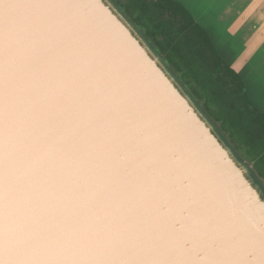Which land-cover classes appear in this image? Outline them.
<instances>
[{"label":"water","instance_id":"water-1","mask_svg":"<svg viewBox=\"0 0 264 264\" xmlns=\"http://www.w3.org/2000/svg\"><path fill=\"white\" fill-rule=\"evenodd\" d=\"M84 1L88 3L84 17L74 11L71 22L63 21L70 27L62 32L32 29L25 33L30 29L26 27L30 19L21 6L7 18L1 17L0 8V264H118L136 255L142 258L133 264L159 263L161 259L173 261L175 252L183 255L179 264H264V179L254 161L244 150L235 147L221 123L207 111L205 101H200L183 80L182 73L117 0ZM92 32L104 36L106 42L116 33H123L125 40L110 44L116 56H103L105 67L100 72L105 78L88 88L73 77H65V73L69 58L79 54L78 44L93 39ZM30 33L31 42H37L30 54H44L43 44L49 52L45 53L48 66L44 57L28 59L34 68L31 72L34 78L29 83L32 90L18 88L23 80L20 71L14 80H7L16 71L12 60L19 62L24 73L23 53ZM65 43L66 51L62 49ZM21 47L24 49L19 50ZM10 55L16 57L10 59ZM79 77L82 81L89 79L85 72L79 73ZM61 78L73 86L70 94L66 87L61 90ZM118 83L122 87L124 83L130 85L139 99L145 96L150 100L154 112L147 114L163 119L152 127L161 123L175 125L170 133L178 139L177 149L183 151L182 168L194 164L187 149L203 146L212 156L202 168L215 175L216 187L205 193L203 211L194 206L190 211L191 207L187 206L196 196L190 189L180 192L181 183L159 174L155 178L143 175L142 178L150 181L144 184L148 188L127 197L121 194V203L115 202L116 194L95 181L75 182L77 177L82 179L83 173L87 174L85 171L73 173L74 177L64 175L70 164L69 157H60V151L65 150L61 146L77 151L76 158L84 162L94 161L80 157L89 150L118 152L120 158L123 153L116 149L148 151L142 138L147 132L144 121L139 120V127L133 122L126 124L130 134L119 126L123 123L120 114L114 113ZM110 86L108 94L99 95L96 91ZM149 89V95L145 94ZM55 99L66 100L68 106L81 99L86 102V106L78 107L80 114L87 110L86 117L76 123L78 126L71 127L69 121L61 120V127L71 128L64 134L59 133L55 122L46 126V106ZM161 102L166 110L159 108ZM72 129L92 131L94 138L86 137L88 143L82 139L75 141L78 136ZM44 135L63 142L58 143V148L56 142L46 141ZM125 138L136 141L125 145L122 142ZM101 154L105 153L102 151L97 158ZM49 160L53 163L48 164ZM119 161L108 160L105 166ZM144 161L129 160L127 165L132 166V172L143 170L149 166ZM54 164L56 171H50ZM115 166L121 173L126 172L127 180L130 174L125 169L128 168ZM69 178L73 179L71 189L64 186ZM165 198L175 199L177 207ZM146 201L164 205L151 208ZM159 212L170 213L174 219L158 218ZM136 219L141 220L138 224H142L139 228L142 238L131 235L137 229ZM177 221L182 225L180 231L176 228ZM193 226L203 227L208 236L192 231ZM198 248L201 252L196 255Z\"/></svg>","mask_w":264,"mask_h":264},{"label":"bare ground","instance_id":"bare-ground-1","mask_svg":"<svg viewBox=\"0 0 264 264\" xmlns=\"http://www.w3.org/2000/svg\"><path fill=\"white\" fill-rule=\"evenodd\" d=\"M80 1L81 0H8V3L17 5V7L6 10L2 5L0 7L3 10V12L1 13V17L2 18L10 17L12 12L18 11L21 6V9L24 11V14H27V16L30 19L29 22L26 24V27L30 29L24 31L25 33L31 32L32 29H36V30L42 29L43 31H48V32H51L53 30L61 31V30H64L65 27H70V25L66 24L63 21L71 22L72 19L74 18V14H73L74 11H77L81 17H84L86 10H87L86 7L88 3L83 0L84 3L81 4ZM71 7H72L71 11H68L69 8ZM53 13L55 14V16ZM56 20L61 25V29L59 28ZM92 33L93 34H91V37H93V39H90L88 43L78 44L79 54L75 55L74 57L69 58L70 65L65 73V77H73L76 80H78L80 83L86 84L88 88L94 87L95 85L100 83L99 79L104 80L105 77H103V74H101L100 72L105 67V60L103 56H107V55H111L113 57L116 56V54L111 49L110 44L112 43L116 44L117 40H121V41L125 40L123 33L113 34L107 42L105 41L104 36L98 35L94 32ZM30 39H31V33H30V36H26V41L28 42V44L26 45V49L23 53L24 59L22 61L23 62L22 65L24 66V73L22 69L18 66L19 62L17 61V64H16L15 63L16 60H12V62L15 64L16 71L14 75L12 76V78L7 79V80L8 81L14 80L20 71V73H22L23 75V80L21 84L18 86V88L25 87V88L32 90L33 86L29 85V83L33 81L34 77H32L31 72L34 70V68H33V62H31V60H28V59L35 60V59L44 57L46 66H48V59L45 57L46 56L45 53H49V52L47 51L48 50L47 46L43 44L41 47H43L44 54L31 55L29 50L34 45H36L37 42L32 43ZM22 49L24 48L21 47L19 50H22ZM62 49L64 51L67 50L66 43L62 47ZM18 56L19 55L17 54V57ZM15 57H16L15 55H10L9 58L13 59ZM51 67L56 68L55 66H51ZM81 72H85L86 75L89 76V79L82 81L81 77H79V73ZM93 73L95 77H93L92 75ZM60 82L61 83L59 84L61 86V90L66 87V90L70 89V92H69L70 94L73 90V86L65 78H61ZM8 85H5L7 89H12V86L8 87ZM13 88H17V87H13ZM109 88H111V86L108 88H105L104 90H96V91L97 93H100L99 95L108 94V92L110 91L108 90ZM149 91L150 89L147 90L145 94L149 95ZM115 92L118 96V99L116 100V106L114 108V113H119L120 119L123 122L119 126L126 133L130 134L129 130L125 126L126 124H131L133 122L134 125L139 127V120L144 121L147 132L142 136V138H144L145 140V146H147L148 151H139L140 149L138 150L116 149L123 153V156L120 158V155H118V152L107 153L102 149H97L95 153H92L90 152L91 150H89L86 154H81L80 157L83 159H86L85 158L86 156L90 159H94V161L84 162L76 158L77 151L72 150V149H66L65 146H61L60 149H65V150L60 151L61 152L60 157L62 158L69 157L68 163L70 164V166H66L67 171L64 175H66V177H74L73 173L85 171L89 175V178H86V176L88 175L83 173V176H81L83 178L81 179L77 177L75 179V182L79 181V182L88 183V182L95 181L94 183H98L102 186H105L107 189H110L109 191L111 193L116 194L115 202L121 203L123 202V200L120 198L121 194H125L127 197L131 195H135L136 190H144L148 188L149 185H144V184L150 183V181L148 179L142 178L143 175H148V176H152L155 178L156 175L159 174L160 176H163L167 180L175 179L177 180L176 183H181L180 192H186L190 189L196 196L194 197V200L192 203H190V200L188 201L187 206L189 204L188 207H191L190 211H192L193 209L192 206L196 207V209H198L200 212L203 211L204 210L203 201H204L205 196L207 195L205 193L211 190L212 188L216 187L215 175H212V173L209 170H205L204 168H202L203 165L205 164L206 159L212 156L207 153L206 149H203V146L199 149H187L192 153L191 158L194 164L190 166V168H182V164L180 163L183 159V151H181V149H177L178 139L172 136L173 133L172 134L170 133V128L175 127V125L172 124L171 127H169L167 125H162L161 123V124H158L156 127H152L151 125L163 122V119L148 115L147 112H154L153 110H151L152 105H151L150 100L149 99L146 100L145 96H141V98L139 99L135 94V90H133L131 86L128 85L127 83H124L123 87L121 86L120 83H118L117 86L115 87ZM64 95H67V94L64 92ZM86 98L88 101L92 100V97H86ZM80 106H86V102L84 101V99L79 100L72 106H68L66 104V100L64 101H62L61 99L51 100L49 104H47L46 106L48 108V112L44 114V118L45 119L47 118L46 126H53V122H55V125L58 128V131L60 134L69 132L71 128L61 127V120L69 121V123L72 124L71 127L78 126V124L76 123L80 119L85 118L86 117L85 114H87V110L85 113L80 114L78 110V107ZM159 108L166 110L167 107L161 102L159 104ZM77 115L79 116V118H77ZM74 133L76 136H78L77 139L74 138L75 141L82 139L83 141L87 143L89 141V138H86V137L88 136L92 137V134H94L92 133V131L84 133V131H76V130H74ZM78 133H82V135L81 134L78 135ZM102 133H104V131H102ZM44 137L46 138L45 139L46 141H48L49 139V140L56 142L54 138H48V135H44ZM135 141L129 140L127 138L122 140V142L125 145H128V143L135 142ZM62 142L63 141L56 142L58 148L60 146L58 143L61 144ZM53 147H49V148H53ZM25 149H28V147ZM102 151L105 154H101L97 158V155L100 154ZM141 156L143 159L146 160L144 162L149 164V166L144 168L143 170L133 169V172H132L130 170L132 166L129 168V166L127 165V162H129V160L133 161L134 159L137 161L138 159L143 161ZM108 160H113V161L120 160V161L114 162L110 164L109 166H105L108 164ZM100 162H103L104 164L101 165ZM52 163L53 162L51 160L48 161V164H52ZM97 165L100 167V169L97 167ZM115 165L117 166L124 165L126 168H128V169H125L126 171H128L127 174H130L127 180L124 179V175L126 172L124 171V173H121V171H118V169L115 168L116 167ZM50 171H56L55 164L50 168ZM65 181H66V185L64 186L65 187L68 186V188L71 189V184H73V179L69 178V180L65 179ZM177 192L178 190H175V193ZM168 195L169 197L172 196L176 198L175 194L168 193ZM142 197H146V196L142 195ZM165 199L168 203L170 202L175 203L177 207V202L175 199L173 198H165ZM109 203H111V201ZM145 204L151 208L153 207L156 208V207H160L164 205V203L157 202V201H146ZM156 217L165 218L169 221L174 219V217H172L170 213L166 214L165 212L157 213ZM138 222H141V220L136 219L135 227L137 229H135L131 233V235L133 236L139 235L142 238V236L144 235L139 230L142 224H138ZM156 222H160V221H156ZM176 228L178 231L182 230V225L180 224V221L176 222ZM191 230L199 231L204 236L206 237L208 236L207 234H205L203 227L198 228L196 226H193ZM176 241L180 243L178 239H176ZM61 243L62 245L64 244L62 241ZM195 244H198V243L195 241ZM138 249H142V247ZM190 252L192 253L194 252V250H191ZM200 252H201V249L198 248L196 249L195 254L197 255ZM174 256H175V259L171 262H168L166 259L164 260L161 259L159 263H156V262L151 263L147 261L144 264H179L181 262V259L179 257L183 255L179 256L177 255V252H175ZM202 257L203 255H201L199 259H201ZM141 258L142 257L140 255H136V258L126 259V260L119 262L118 264H133L135 262H139Z\"/></svg>","mask_w":264,"mask_h":264},{"label":"trees","instance_id":"trees-1","mask_svg":"<svg viewBox=\"0 0 264 264\" xmlns=\"http://www.w3.org/2000/svg\"><path fill=\"white\" fill-rule=\"evenodd\" d=\"M141 25L237 149L264 179V114L247 96L241 77L219 56L192 14L174 0H117Z\"/></svg>","mask_w":264,"mask_h":264},{"label":"crops","instance_id":"crops-1","mask_svg":"<svg viewBox=\"0 0 264 264\" xmlns=\"http://www.w3.org/2000/svg\"><path fill=\"white\" fill-rule=\"evenodd\" d=\"M174 1L205 29L220 57L241 77L251 103L264 114V0Z\"/></svg>","mask_w":264,"mask_h":264},{"label":"snow or ice","instance_id":"snow-or-ice-1","mask_svg":"<svg viewBox=\"0 0 264 264\" xmlns=\"http://www.w3.org/2000/svg\"><path fill=\"white\" fill-rule=\"evenodd\" d=\"M0 4H2L6 10L17 7V5L7 3L6 0H0Z\"/></svg>","mask_w":264,"mask_h":264},{"label":"rangeland","instance_id":"rangeland-1","mask_svg":"<svg viewBox=\"0 0 264 264\" xmlns=\"http://www.w3.org/2000/svg\"><path fill=\"white\" fill-rule=\"evenodd\" d=\"M220 56V55H219ZM259 93V92H258ZM258 96H260V94L258 95ZM261 98V97H260ZM202 103H204V100H200ZM251 101V100H250ZM229 134V133H228Z\"/></svg>","mask_w":264,"mask_h":264}]
</instances>
